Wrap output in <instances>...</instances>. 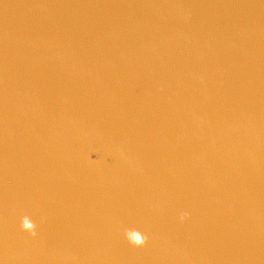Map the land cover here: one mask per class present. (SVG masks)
<instances>
[{
	"label": "clouds",
	"instance_id": "obj_1",
	"mask_svg": "<svg viewBox=\"0 0 264 264\" xmlns=\"http://www.w3.org/2000/svg\"><path fill=\"white\" fill-rule=\"evenodd\" d=\"M188 214H181V221L187 218ZM21 229L27 233H30L33 237L36 236V224L28 216L21 218ZM124 236L128 243L136 248L144 247L148 242V236L142 234L138 229H125Z\"/></svg>",
	"mask_w": 264,
	"mask_h": 264
}]
</instances>
